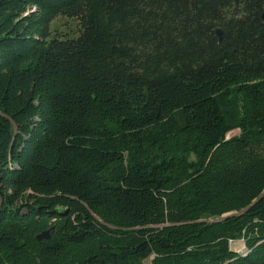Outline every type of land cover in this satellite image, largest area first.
<instances>
[{
  "label": "trees",
  "instance_id": "16d2710c",
  "mask_svg": "<svg viewBox=\"0 0 264 264\" xmlns=\"http://www.w3.org/2000/svg\"><path fill=\"white\" fill-rule=\"evenodd\" d=\"M0 264H264V0H0Z\"/></svg>",
  "mask_w": 264,
  "mask_h": 264
},
{
  "label": "rangeland",
  "instance_id": "374dc122",
  "mask_svg": "<svg viewBox=\"0 0 264 264\" xmlns=\"http://www.w3.org/2000/svg\"><path fill=\"white\" fill-rule=\"evenodd\" d=\"M52 36H59L64 38H74L78 35V23L74 19H67L64 17H57L50 26ZM238 135V131L230 133L227 137L231 138ZM244 243L237 241L230 243V249L235 252L244 250Z\"/></svg>",
  "mask_w": 264,
  "mask_h": 264
},
{
  "label": "water",
  "instance_id": "95a60500",
  "mask_svg": "<svg viewBox=\"0 0 264 264\" xmlns=\"http://www.w3.org/2000/svg\"><path fill=\"white\" fill-rule=\"evenodd\" d=\"M215 35H216V38L218 39V41L220 42L223 37H224V33L221 29H216L215 30ZM52 233V230L48 231V232H45V233H42L39 237H38V240H41V239H48L50 234Z\"/></svg>",
  "mask_w": 264,
  "mask_h": 264
}]
</instances>
